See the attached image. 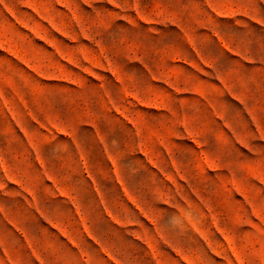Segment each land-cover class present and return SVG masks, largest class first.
<instances>
[{"label":"rangeland","instance_id":"obj_1","mask_svg":"<svg viewBox=\"0 0 264 264\" xmlns=\"http://www.w3.org/2000/svg\"><path fill=\"white\" fill-rule=\"evenodd\" d=\"M0 264H264V0H0Z\"/></svg>","mask_w":264,"mask_h":264}]
</instances>
